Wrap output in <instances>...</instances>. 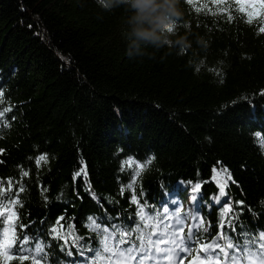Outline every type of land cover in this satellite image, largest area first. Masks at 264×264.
Returning a JSON list of instances; mask_svg holds the SVG:
<instances>
[{"label": "trees", "instance_id": "16d2710c", "mask_svg": "<svg viewBox=\"0 0 264 264\" xmlns=\"http://www.w3.org/2000/svg\"><path fill=\"white\" fill-rule=\"evenodd\" d=\"M204 4L217 9L213 0H180L183 15L165 30L172 40L187 35L190 48H149L130 60L122 8L0 0V202L24 247L43 246L40 264H109L98 260L110 255L105 235H115L113 248L121 238L138 243L175 217L187 233L190 202L204 221L194 241L216 239L222 219L234 242L264 232V34L231 8L232 22L198 12ZM9 229L0 216V240Z\"/></svg>", "mask_w": 264, "mask_h": 264}, {"label": "snow or ice", "instance_id": "6c2138e0", "mask_svg": "<svg viewBox=\"0 0 264 264\" xmlns=\"http://www.w3.org/2000/svg\"><path fill=\"white\" fill-rule=\"evenodd\" d=\"M189 3L192 0H188ZM217 4V9L215 12L208 5L204 4L197 7L196 10L199 12L202 9H207L212 15H224L228 22H232L234 19L232 11L230 8L236 12H239L242 18H245V22L253 24L258 22V32L264 34V0H259V3H243L242 0H236L235 5H230L226 3V0H213ZM258 9V10H257ZM175 28V24H169L166 26L165 30L172 32ZM3 113H0L2 115ZM259 136V133H257ZM2 152V150H0ZM40 161H46V157L41 156L37 160L39 164ZM226 171V170H225ZM25 176L28 175L27 172L24 173ZM8 191H11L12 181H7ZM199 189V185L196 186ZM22 190V189H21ZM3 182H0V193L4 192ZM221 195L224 194V187L221 186ZM195 199V197H193ZM134 202L135 199H134ZM12 205H18L19 200H14L10 202ZM164 213L169 210L164 208ZM10 205H5L0 202V216H6L10 225L9 230H5L3 234V239L0 240V264H40L41 260L46 259V254L43 253V246L36 245L34 252L32 250L26 249L25 244L28 243L27 237L20 239L16 235L15 228L12 225L15 224V214L11 212ZM226 213L231 212V207L225 210ZM141 220L145 219L143 211H141ZM224 214H222V217ZM176 224H180V220L176 219ZM59 224V221L57 222ZM225 220L222 219L219 225L221 231L218 233L217 238L210 240L209 242H203L199 237L195 238L193 236L192 228H189L187 233H184L182 227L175 228L172 224H165L164 230L157 231L155 229L160 228L161 222H156L153 225V232L145 237L142 233L136 237L138 243L130 242L128 239L121 238L116 242V245L109 247V239H115V235H105L102 240L103 249L105 253H110L108 257H103L98 253V260L107 259L109 264H129L131 261H136L137 264H145V261H154V264H180V261L184 259L180 257V253H191V258L188 260V264H264V232L257 236H247L244 235L242 241L234 242L232 238L227 236L223 229L225 227ZM204 221L200 220L199 224L195 225L197 229L203 228ZM227 226L232 227L235 231L234 226L231 221H227ZM23 227V226H21ZM92 227L99 228V225L92 222ZM169 229H173L171 234ZM104 233H108L109 229H103ZM52 233L59 239H65L64 236L57 230V228L52 229ZM70 235V233H69ZM129 233L127 231L121 232V237H127ZM243 235V234H242ZM152 236H156L157 239H152ZM79 239V237H73V241ZM19 242V249L16 253L12 252L14 246ZM195 242L199 244V247L193 251L192 248L188 246V243ZM67 243V240H65ZM123 244H129L127 249H122L120 246ZM163 245H171V247H164ZM215 253L214 256H201V253ZM113 257H118L113 261ZM159 257V259H157Z\"/></svg>", "mask_w": 264, "mask_h": 264}, {"label": "clouds", "instance_id": "9594fccd", "mask_svg": "<svg viewBox=\"0 0 264 264\" xmlns=\"http://www.w3.org/2000/svg\"><path fill=\"white\" fill-rule=\"evenodd\" d=\"M108 9L122 8L118 31L130 59L150 55L148 49L159 50L166 45L183 51L192 46L187 35L170 39L167 25L179 20L183 13L180 0H103ZM197 44L203 46V38Z\"/></svg>", "mask_w": 264, "mask_h": 264}, {"label": "rangeland", "instance_id": "374dc122", "mask_svg": "<svg viewBox=\"0 0 264 264\" xmlns=\"http://www.w3.org/2000/svg\"><path fill=\"white\" fill-rule=\"evenodd\" d=\"M249 3H253L255 0H247ZM257 1V0H256ZM193 202L187 203L185 206V213H184V217L186 218V227L185 229L188 231L189 228H192L193 231L198 230L195 225L199 224L201 217L199 215H197V213L194 211V208L197 209V206L194 207V204H191ZM190 204V205H189ZM176 219L180 220V224H176ZM172 222H174L175 228H180L183 227V223H182V219L181 217H175L174 219H172ZM186 234V233H185ZM164 247H171V245H163ZM180 257H183L184 259H182L180 261V264H188V262H186V260H188L190 258V253H180ZM157 259H159V257H157ZM145 264H154V261H145ZM161 264H164L163 261H161ZM173 264H176V262L174 261Z\"/></svg>", "mask_w": 264, "mask_h": 264}]
</instances>
